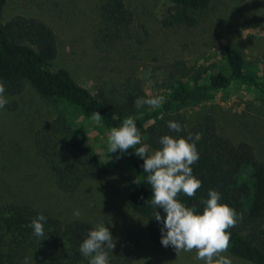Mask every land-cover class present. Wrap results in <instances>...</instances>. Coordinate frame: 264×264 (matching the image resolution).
<instances>
[{"label":"rangeland","instance_id":"1","mask_svg":"<svg viewBox=\"0 0 264 264\" xmlns=\"http://www.w3.org/2000/svg\"><path fill=\"white\" fill-rule=\"evenodd\" d=\"M104 1L7 0L1 20L22 14L48 24L57 40L54 64L67 69L74 82L93 94L114 98L136 91V85L146 97L162 96L182 75L196 73L201 64L219 61L226 46L238 52L246 64L260 66L264 62V0H211L195 27L164 26L169 0H124L133 12V23L114 39L103 36L99 21ZM5 97L8 103L0 109V202L30 203L63 219L77 218L73 213L79 210L78 218L109 228L115 241L113 251L124 261L204 264L195 259V249L176 256L172 246L150 240L145 219L133 212L126 200L130 161L119 150L108 152L109 133L100 124L70 112L74 129L110 171L86 181L76 193H63L35 154L32 139L64 105L42 98L29 84L18 95ZM181 110L190 120L211 111L222 134L249 142L264 160V98L246 86L234 83L214 91L208 101L189 102ZM141 141L144 143L142 136ZM227 255L233 264H253L229 251Z\"/></svg>","mask_w":264,"mask_h":264},{"label":"trees","instance_id":"2","mask_svg":"<svg viewBox=\"0 0 264 264\" xmlns=\"http://www.w3.org/2000/svg\"><path fill=\"white\" fill-rule=\"evenodd\" d=\"M7 0H0V82L5 96L21 93L29 84L42 98L64 105L62 110L42 127L32 139L35 154L42 160L58 191L76 193L86 181L97 180L110 171L79 136L71 122V113L90 117L93 111L103 118L100 126L108 133L119 128L129 116L135 120L144 143L159 149L164 135L187 138L196 144L199 159L191 165L192 175L201 187L191 198L182 192L177 199L202 214L209 190L221 193L218 203L226 204L242 218L230 228L229 253L253 264H264V160L252 144L235 141L222 134L215 115L204 111L194 120L181 110L186 103L206 102L214 91L225 90L234 83L246 86L258 98H264V62L246 64L244 58L229 46L221 52L219 61L199 65L198 71L171 82L162 95L159 108L135 107L138 97H146L136 85L121 98L93 94L74 82L69 71L54 64L58 47L53 29L34 17L16 14L1 20V10ZM171 5L162 20L164 26L195 27L205 16L211 0H169ZM99 21L103 36L119 37L134 19L124 0H105L100 5ZM71 112V113H70ZM169 121L179 122L183 131H171ZM132 174L128 179L126 200L130 209L145 219L150 240L160 243L163 227L153 217L151 185L146 181L143 159L134 149L125 152ZM161 218L162 208H157ZM46 217L44 235L36 237L28 227L38 215ZM95 225L80 218L63 219L40 210L30 203L0 202V264H89L79 251L81 242ZM109 264H136L124 261L109 252Z\"/></svg>","mask_w":264,"mask_h":264},{"label":"clouds","instance_id":"3","mask_svg":"<svg viewBox=\"0 0 264 264\" xmlns=\"http://www.w3.org/2000/svg\"><path fill=\"white\" fill-rule=\"evenodd\" d=\"M151 84L152 81H149ZM5 85L0 82V109L8 103L5 97ZM164 97H138L135 100L137 109L147 105L159 108ZM90 119L97 125L103 118L93 111ZM167 127L176 133L182 132L179 122L169 121ZM192 137L173 138L162 136L158 143L159 149L150 150L147 143H142L139 129L132 116L126 117L119 128H112L108 134V152L121 154L128 149H134L135 155L142 158L146 181L151 185V205L154 209V219L163 225L160 229V243L164 247L172 246L176 256L181 252L196 250L195 259L204 264H233L227 255L230 241V228L236 226L242 217L226 204L218 203L221 193L216 190L208 191V198L202 200L205 205L202 214L196 207H188L177 199L179 193L191 198L201 187V181L192 175L191 165L199 159V153ZM120 157L117 156V159ZM157 208H162L165 216L161 218ZM74 216L81 215L79 210ZM43 214L32 219L28 227L33 235H44ZM115 248L114 238L108 227L103 223L87 233L79 246L80 253L89 261V264H109V252Z\"/></svg>","mask_w":264,"mask_h":264}]
</instances>
